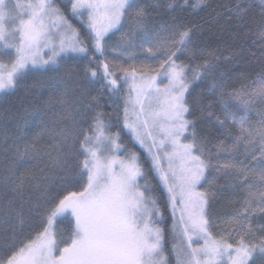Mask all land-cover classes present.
I'll list each match as a JSON object with an SVG mask.
<instances>
[{"label":"snow or ice","instance_id":"1","mask_svg":"<svg viewBox=\"0 0 264 264\" xmlns=\"http://www.w3.org/2000/svg\"><path fill=\"white\" fill-rule=\"evenodd\" d=\"M0 264H264V0H0Z\"/></svg>","mask_w":264,"mask_h":264},{"label":"trees","instance_id":"2","mask_svg":"<svg viewBox=\"0 0 264 264\" xmlns=\"http://www.w3.org/2000/svg\"><path fill=\"white\" fill-rule=\"evenodd\" d=\"M212 2L215 4V3H218L219 0H212ZM200 16H206V13H200ZM200 17H197V20H199ZM217 36H219V32L217 29L213 28V31L212 32H208L207 29H205V39L215 45L218 41H217ZM221 39L223 40H226L227 38L226 37H221ZM142 151V150H141ZM169 223H170V220H169Z\"/></svg>","mask_w":264,"mask_h":264}]
</instances>
